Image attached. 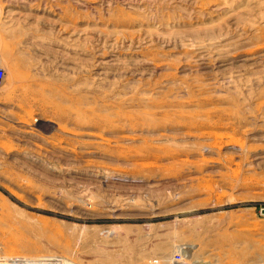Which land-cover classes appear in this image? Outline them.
Returning <instances> with one entry per match:
<instances>
[{"label":"rangeland","instance_id":"rangeland-1","mask_svg":"<svg viewBox=\"0 0 264 264\" xmlns=\"http://www.w3.org/2000/svg\"><path fill=\"white\" fill-rule=\"evenodd\" d=\"M0 264H264V0H0Z\"/></svg>","mask_w":264,"mask_h":264},{"label":"built area","instance_id":"built-area-1","mask_svg":"<svg viewBox=\"0 0 264 264\" xmlns=\"http://www.w3.org/2000/svg\"><path fill=\"white\" fill-rule=\"evenodd\" d=\"M6 78V71L3 67H0V87L4 85Z\"/></svg>","mask_w":264,"mask_h":264}]
</instances>
